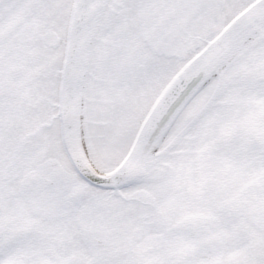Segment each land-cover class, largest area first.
<instances>
[{
    "label": "snow or ice",
    "instance_id": "1",
    "mask_svg": "<svg viewBox=\"0 0 264 264\" xmlns=\"http://www.w3.org/2000/svg\"><path fill=\"white\" fill-rule=\"evenodd\" d=\"M0 264H264V0H0Z\"/></svg>",
    "mask_w": 264,
    "mask_h": 264
}]
</instances>
